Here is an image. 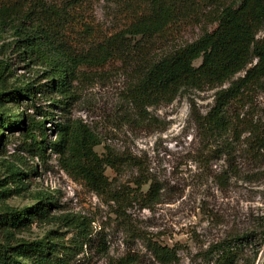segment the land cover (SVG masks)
Returning <instances> with one entry per match:
<instances>
[{
	"label": "trees",
	"instance_id": "obj_1",
	"mask_svg": "<svg viewBox=\"0 0 264 264\" xmlns=\"http://www.w3.org/2000/svg\"><path fill=\"white\" fill-rule=\"evenodd\" d=\"M213 0H148L130 21L108 32L87 12L86 0H0V31H11L12 49L23 61L40 67V79L14 85L8 82L11 68L0 65V150L11 143L17 132L23 149L35 159L56 155L60 166L74 179L100 196L118 204L132 201L145 206L159 200L160 188L152 178L140 180L141 188L152 181L143 195L126 184L118 187L107 175H117L141 164L126 152H116L96 130L68 114L79 100L78 83L87 68L105 66L114 60H130L137 65L138 78L130 88L140 116L150 120V108L171 103L184 90L221 87L210 111L197 119L216 150L230 154L234 144L247 136L253 155H264V121L234 119L231 108L248 99L264 85V0H235L215 11L212 28L198 39L163 56L154 55L157 40L182 25L199 22ZM201 60L197 66L196 61ZM244 72V75L238 74ZM236 77V78H235ZM226 83L228 86L223 87ZM264 87V86H263ZM32 110V112H30ZM54 122L53 128L47 121ZM49 131L54 134L52 139ZM105 150L99 152L98 146ZM13 172L15 189L26 185L25 178L37 172L38 165ZM144 175V174H141ZM14 189L0 192L9 198ZM37 202L23 209L6 206L0 211V264H74L84 245L91 240V222L76 217L66 219L74 229L71 241L62 232L40 239L19 238L37 219L51 218L58 207L54 194L44 192ZM61 233V234H60ZM145 246L162 264L179 262L177 246L170 247L140 235ZM238 238L218 242L204 256L212 264H238L241 260ZM130 255L109 264H137Z\"/></svg>",
	"mask_w": 264,
	"mask_h": 264
},
{
	"label": "rangeland",
	"instance_id": "obj_2",
	"mask_svg": "<svg viewBox=\"0 0 264 264\" xmlns=\"http://www.w3.org/2000/svg\"><path fill=\"white\" fill-rule=\"evenodd\" d=\"M145 1L86 0V6L100 27L111 32L140 13ZM234 1L213 0L199 22L182 25L159 38L154 55H166L198 39L212 28L215 11ZM259 37L264 38V34ZM12 40L11 31H0V65L8 64L12 72L8 82L17 85L40 79L42 69L27 65L17 56L10 45ZM200 63L195 62L197 66ZM138 71L130 60L85 69L78 83L79 100L68 116L83 120L101 134L104 144L132 155L141 164V168H128L121 175L108 168L107 175L118 187L126 184L146 195L152 181L139 188L135 180L152 178L160 188L159 200L150 206L135 201L123 205L100 196L72 178L55 154L48 152L45 160L30 158L17 132L15 139L0 150V192L16 190L9 198L0 199V211L6 206L23 209L34 205L39 194H54L59 205L51 218L37 219L18 237L40 239L53 231L62 232L65 240L71 241L74 229L67 227V218L91 222V240L74 264H109L126 255L136 257L137 264H162L145 246L142 234L177 246L180 260L171 264H212L204 256L218 242L233 237L238 238L236 246L242 256L238 264H264V155L249 152L243 142L246 133L232 145L230 154L216 150L197 122L213 107L221 87L184 90L171 103L150 108L148 121L131 100L130 88L137 81ZM239 75L244 72L236 77ZM263 86L253 90L248 99L233 104L234 119L264 121ZM55 122L49 120L47 126L53 128ZM104 144L97 147L99 152L105 150ZM20 164L28 171L31 166L38 168L25 178L22 189H15L18 185L13 172ZM3 241L5 233L0 231Z\"/></svg>",
	"mask_w": 264,
	"mask_h": 264
}]
</instances>
